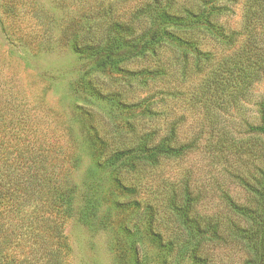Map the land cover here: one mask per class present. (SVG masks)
Segmentation results:
<instances>
[{"label":"rangeland","instance_id":"374dc122","mask_svg":"<svg viewBox=\"0 0 264 264\" xmlns=\"http://www.w3.org/2000/svg\"><path fill=\"white\" fill-rule=\"evenodd\" d=\"M196 1L174 0L172 6ZM144 2L0 0V82L23 97L32 112L58 122L59 130L63 122L75 127L82 124L84 129L73 144L78 152L73 169L77 189L59 225V239L64 234L67 241L64 253L59 252V264H190L175 258L163 263L164 251L146 233L147 221L140 210L152 206L153 227L168 241L178 223L171 202L184 204L187 191L195 200L192 210L203 228L211 222L226 232L219 243L207 245L208 264H245L243 246L229 234L228 227L237 219L229 198L250 204L247 183L253 184L264 166V144L255 146L247 124L258 122L264 73L258 80L244 82L246 90L240 95H230L236 82L220 81L213 69L247 37L239 36L234 48L200 32L191 37L212 54V63H196L191 56L185 59L171 50L134 57L112 73L90 71L89 58L77 53L70 39H105L123 28L125 21L138 28ZM247 2L217 0L228 9L218 22L246 34L243 14ZM85 75L94 83L92 93L78 83ZM148 103L151 111L145 110ZM171 125L178 140L190 147L181 157L163 159L157 166L140 164L137 171L124 173L121 183L134 189L121 193L110 177L115 167L96 164L90 143L93 134L109 146L106 149L123 148L135 137L165 133ZM62 143L69 146L70 140L66 137ZM38 202L26 203L33 219L25 225L31 231L38 227L41 215V208H34ZM124 224L132 227L130 232ZM34 240L26 248L0 244V261L52 264L44 254L55 241L39 233ZM134 246L140 261L130 254ZM24 250L32 253L28 263L22 262Z\"/></svg>","mask_w":264,"mask_h":264},{"label":"trees","instance_id":"16d2710c","mask_svg":"<svg viewBox=\"0 0 264 264\" xmlns=\"http://www.w3.org/2000/svg\"><path fill=\"white\" fill-rule=\"evenodd\" d=\"M173 1L145 0L140 29L139 26L135 28L132 21H125L123 28L117 26L119 30L105 39L97 36L71 38L73 49L89 58L90 71L112 73L134 57L160 55L171 50L185 59L191 56L196 63H212V54L194 42L192 33H204L216 43L234 48L238 45L239 36L245 35L246 40L239 43L231 57L218 62L213 70L217 69L215 74L220 81L226 83L233 79L236 82L230 94L235 93V96L246 90L244 82L258 80L263 75L264 0H248L245 4L246 34L228 30L218 22L228 9L217 0H199L178 8L172 6ZM78 83L91 93L95 89L86 75ZM23 100L10 86L0 82V244L8 248H26L30 241L32 244L37 242L33 241V236L39 233L55 241L47 247L44 256L52 264H59V252L64 253L63 244L67 242L64 234L59 239V225L64 223L70 209L67 206L77 189L73 169L78 152L73 144L77 143L84 129L82 124L75 127L63 122L59 130L58 122L38 116ZM115 103L120 104L121 101L116 100ZM151 109L152 105L148 103L145 110ZM257 113L256 124L247 122L255 146L264 144V100L257 102ZM124 124L128 125V122L122 123L125 128ZM66 137L70 140L69 146L62 143ZM90 143L97 165L115 167L110 177L121 193L134 189L121 183L124 173L137 171L140 164L157 166L163 159L181 157L190 147V144L178 140L172 125L165 133L159 131L135 137L123 148L113 146L106 149L109 146L95 134ZM247 187L252 195L250 204L229 198L230 209L237 217L232 221L233 227H228L231 229L229 234L243 246L245 264H264V166L260 167L254 183L248 182ZM187 198L182 205L174 200L171 202V212L175 213L178 223L175 222L168 241H164L153 227L152 206L140 209L136 205L147 221L146 233L158 249L164 251L163 263L175 258L177 262L186 259L190 264H208L207 245L224 239L226 232L219 228V224L209 222L206 230L203 228L200 218L195 211L193 213L195 200L189 191ZM34 199L39 201L34 208L36 211L41 208V215L37 220L38 227L31 231L25 225L33 219L27 213L26 203ZM124 229L130 232L132 227L124 224ZM130 254L140 261L137 246L130 250ZM30 255L32 253L27 251L22 262L28 263Z\"/></svg>","mask_w":264,"mask_h":264}]
</instances>
